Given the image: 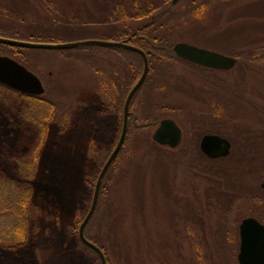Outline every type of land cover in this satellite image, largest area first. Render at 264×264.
<instances>
[{
  "label": "rangeland",
  "instance_id": "rangeland-1",
  "mask_svg": "<svg viewBox=\"0 0 264 264\" xmlns=\"http://www.w3.org/2000/svg\"><path fill=\"white\" fill-rule=\"evenodd\" d=\"M118 1L53 0V4H57L61 11H69V14L82 13L86 18L84 21L90 23L93 20L87 19L91 17L90 14L95 17L106 16L104 20L110 21L112 14L119 9ZM123 1L125 5L119 10L124 12L125 8H130V0ZM244 1L226 3L212 0L204 15L195 22L179 26L178 33L172 34V39L192 43L209 41L210 48H219L221 51L231 50L230 47L249 51L262 49L264 37L246 36L249 27L234 37L214 35L219 25H240ZM261 1L263 6L257 7L259 10L256 12L264 8V0ZM28 2L30 7L39 8L41 12V15L27 13L26 17L34 27H55L49 16H46L49 14L45 9L46 3L41 0H0V8L8 10L6 6H10L9 11L12 13L18 8V3L27 6ZM190 2L173 0L172 4L182 8ZM21 9L25 8L21 6ZM11 21L13 23L14 20L0 15V23ZM146 23L148 20L135 18L120 22L119 25L136 28ZM197 24L205 27L191 35L181 33ZM112 26L110 22L87 24L84 25L82 36L66 38L105 41L101 33L103 29H113ZM0 36L13 38L14 35L11 30L5 29L0 31ZM19 56L25 59L26 63L22 62L25 66L36 73L38 70L49 80L53 98L62 101L66 94L84 90L86 86L96 88L93 75L97 70L99 73H111L114 68L124 69L122 76H127L128 63H138L133 56L120 55L117 49L103 46L79 47L60 52L21 50ZM250 71L248 80L241 82L240 95L236 96L231 88L234 83L241 81L237 70L206 72L192 64L185 66L179 63H175L172 68L155 70L141 95L144 103L136 104L135 109L144 107L147 114L149 112L155 117L164 112L166 115L161 116L162 119L174 117L180 121L189 138L188 149L194 148L192 143L196 138L200 140L207 130H211L232 139L233 151L226 160L217 162L197 158L203 172L192 166L194 163L190 158H193L195 151L179 154L176 150L155 148L149 141L155 130L147 128L138 132V137L135 131L134 137L128 140V147L116 171L107 182L105 200L89 229L91 236L101 237V228L105 233H112L113 250L119 256H127L133 264H161L166 259L170 264H239L241 221L248 216L257 219L264 217V99L260 90L264 69L255 67ZM253 74L261 75V78ZM122 90L125 101L130 87L125 85ZM51 95L48 97L52 98ZM37 105L40 111L45 110L41 107L43 105H34L13 91L0 87V176L8 177L9 174L20 183L25 182L18 170L25 168V160L39 132V126H35L25 115H32L33 111L40 112L35 107ZM154 106L165 108L156 111ZM232 117L238 118L240 122H233ZM54 130L53 123L40 152V168L35 177L36 189L32 196L35 203L43 205V209L46 207L45 199L57 200V207H50L55 208L60 217L54 240L51 241L48 238L50 233L46 232L41 239L43 244L37 243L38 240H30L26 246L8 248L0 243V264H96L92 253L77 243L73 230L88 212L94 192L92 188L96 183L94 177L117 139L113 141L107 135L103 136L105 139L100 140L102 149L96 148L100 152L89 156L80 147L82 139L73 137L75 141H70L63 132L58 134L56 130L54 135ZM71 142L79 143L81 149L78 153H71L68 147L72 146ZM220 165L226 168V173H221L225 179L223 183L217 182L212 172L215 166ZM228 171L232 172L230 181L226 179ZM219 189L223 196L217 192ZM3 191L0 202L11 206L13 196L9 194L10 190ZM40 193H43L41 201ZM219 197L231 200L228 201L231 203L230 208L226 205L228 211L220 212L224 202L220 203ZM5 211L0 213L3 217L0 233L8 232L15 224L14 217ZM222 213L232 217L237 230L232 229L231 241L217 246L214 242L219 241L216 234L220 230L216 223ZM30 222L35 224L34 221ZM219 250H222L221 253Z\"/></svg>",
  "mask_w": 264,
  "mask_h": 264
},
{
  "label": "trees",
  "instance_id": "trees-1",
  "mask_svg": "<svg viewBox=\"0 0 264 264\" xmlns=\"http://www.w3.org/2000/svg\"><path fill=\"white\" fill-rule=\"evenodd\" d=\"M42 2L46 3V11L49 13L46 16H49V19L51 22L55 25V27H46V28H36L34 27L29 21L27 13H35L37 15H41V12L39 8L36 7H30L29 2L26 6L23 4L18 3L16 6L17 9L12 10V13L9 11L10 6H6L8 10H3L0 8V15H5L6 17L12 18L14 21L12 23H0V31L8 29L12 31L13 38L17 39H23V40H29V41H36V42H45V41H51L53 42H67V41H78V40H84L79 38L67 39L68 36H74V37H80L84 33V25H91V24H104L107 22H110L113 24V29H103L102 36L106 40H113V41H127L128 43L135 45L136 47L142 48L148 56V60L150 62V71L148 74L147 79L145 80V83L142 85V87L139 89V91L135 94L132 104H131V118H130V130L127 133L126 141L124 146L122 147L120 153L117 155L116 159L110 166L108 172L104 176L101 193L98 201V205L93 217L89 221L87 227H86V235L87 237L93 241L95 244L100 246L102 250L105 253L107 263L108 264H133L131 263V260L127 256L118 255L114 249V239L112 233H105L104 229L102 230L103 235H92L89 233V229L91 228L93 222L95 221V218L98 216V213L101 209V204L105 200V191L107 182L110 179V176L116 171L117 165H119V162L123 158V154L125 149L128 147V140L131 137H134L135 131L136 135L138 137V132L143 131L147 128H152L153 131L156 129V127L159 125L161 121V116H165L166 114L162 112V115L159 117H155L152 114H150L147 111L144 110V107H141L139 109H135V105H142L144 102V98L141 97L144 90L147 88V85L149 84L150 80L153 78V75L155 73V70L159 68H172L175 63H181L185 66L192 64L191 62L180 58L176 55V52L174 50L175 43L177 41L172 39V34L177 32V29L179 26H183L184 23L189 22H195L197 18H200L204 13L207 11L209 3L212 0H191L189 4H187V7L182 8H176L173 4V0H130V8L122 9L125 5V2L123 0L118 1L119 9L115 11L112 14L113 17L110 19V21L104 20L107 19V17H95L92 14L90 18L87 19H93L90 23L85 22L86 19L85 16L82 13L79 12H72V14H69V11H61L58 9L57 4H53V0H41ZM226 3L229 2H240L241 0H221ZM244 7L241 10L242 16H240L242 19L240 22V25H237V27H234V25H227L225 27L218 26L216 30H214V35L217 36H237L241 34L242 31L246 30V27L250 28V31L246 33V36H257V37H264V8L260 9L261 11L256 12L257 7L263 6V2L260 0H245L244 1ZM10 5V4H9ZM21 6H23L25 9H21ZM5 7V6H4ZM60 13V14H58ZM185 17V18H184ZM139 19V20H148V23L146 25L140 26V27H134L131 28L129 26L119 25L120 22H123L128 19ZM237 19V20H239ZM250 19H253L251 21ZM260 19L261 21H259ZM197 21V20H196ZM59 23V24H57ZM21 25V29H20ZM194 28L188 29L187 32L182 30L181 33L183 34H194L197 32H200V28H204L205 25L197 24L193 25ZM5 28V29H4ZM200 29V30H199ZM195 30V31H194ZM178 33V32H177ZM182 35V34H181ZM184 36V35H183ZM209 42V41H208ZM208 42L202 41V43H195L196 45L205 46L210 48L208 45ZM192 43V42H190ZM216 43V42H215ZM211 44V43H210ZM87 47V46H82ZM90 47V46H88ZM79 48V47H78ZM113 49H117L119 51L120 55H131L135 58H137L138 63H131L130 67V79L128 82V86L130 89L134 86V84L140 79L143 69H144V61L142 60V56L134 52L132 50H128L125 48H118V47H112ZM219 49V48H218ZM217 49V50H218ZM231 50H223V52L232 55L237 58V64L232 69L239 71L240 74V80L239 82L234 83L233 87L231 88L233 91L232 93L236 96L240 95V85L241 82L245 83V80H248L250 77V69L253 68H263L264 69V46L262 47V51L259 49H252L249 51L248 49H242L240 47H233L229 48ZM21 50H30V51H43V52H49V51H64L68 49H44V48H23L19 46H12L7 44H0V54H6L11 57H14L18 59L19 61H22L26 63L25 59L23 57L19 56L21 53ZM221 51V50H220ZM260 51V52H259ZM31 66V65H30ZM262 73V72H261ZM254 77L258 76V78H261V75H255ZM262 87L260 90L262 91V98L264 99V73H262ZM0 87L7 88L14 93L18 94V90H14V88H10L5 84H2L0 82ZM52 94V95H51ZM51 96H53V93H50ZM23 96L33 103L41 104L45 110L40 111V106H35L36 109H38L40 112L35 113L33 111V114H26L25 117L30 119L31 122L34 123L35 126H39V132L36 137V139L33 141V148L31 152L27 155V158L25 160V168L21 169L19 168V176L21 178L25 179V182L20 183L17 181V179L14 178V176L7 175L8 177L0 176V199L3 196V190H10L9 194L13 197L11 198L12 205L6 206L3 205V203L0 202V213L1 211H5L10 213L15 220V224L13 227L8 230V232L0 233V243L1 245L7 246L8 248H18L22 246H26L30 240H38L37 243L43 244L41 242L42 236L44 234L50 233V237H48L51 241L54 240V236L56 235V229L58 227V223L60 220L59 215L56 213V207L58 203L55 200L51 199H45L46 204L43 209L42 204L35 203L33 201V194H35L36 189V183H35V177L38 174V169L40 168L39 165V158H40V152L43 148V144L46 141L49 129L52 123L57 122L59 124L58 127L63 129L65 125V108L62 106L63 101L62 100H54L52 98H49L47 95H40V96H31L27 95V93L23 94ZM243 97V96H242ZM241 97V98H242ZM123 100H121L119 105V113L120 117L122 118L123 114ZM264 106V105H263ZM134 110H133V108ZM160 106H154V109L157 110H163L165 107ZM153 108V107H152ZM174 109V108H172ZM217 109V108H215ZM25 114V113H24ZM233 122H240L238 118L232 117L231 118ZM153 135V134H152ZM150 139V137H149ZM151 144L154 145L155 148L163 149V146L159 143H156L154 141L153 136L149 140ZM192 143V141L190 142ZM192 146H194V143H192ZM197 150H195V147L193 148L195 151L196 156L194 158H190L191 162L194 164L192 166L199 168L200 171H204L202 168V164L198 161V159H203L207 161H213L217 162L219 160H226V157L219 158V159H213L205 156L199 147H196ZM108 156H106L107 158ZM228 157V156H227ZM198 158V159H197ZM198 161V162H197ZM101 170V168H100ZM100 170L97 172V174L94 177V180L97 181L98 175ZM226 168L223 165L215 166L214 170H212L213 173H215V180L217 182L223 183L224 181V175L221 174L222 172H225ZM211 172V173H212ZM226 173V172H225ZM231 171H228L227 180H231ZM94 187V186H93ZM94 191V188H92ZM262 190V189H261ZM263 191V190H262ZM221 196H223L222 191H217ZM262 198V197H261ZM43 200V193H40V201ZM220 203L224 204L220 212L228 211L231 203L228 201V199H223L219 197ZM53 202V203H52ZM42 203V202H41ZM16 205H18L16 207ZM42 205V206H41ZM229 207H227V206ZM51 206L55 207L54 209L50 208ZM226 206V207H225ZM226 208V209H225ZM228 209V210H227ZM223 214V213H222ZM3 217L0 216V221ZM260 221H264V217H258ZM83 219L80 220V222ZM34 221L35 224L33 225L32 222ZM79 222V223H80ZM220 232L216 234V238L219 241H215L214 243L217 244V246H222L224 244H227L225 242L231 241L233 237L232 229L234 228L237 230V227L235 226L236 222L232 220L231 216L222 215V217H218V222L216 223ZM31 228V231H30ZM78 227H76L73 230V233L77 237V243L82 247L85 251L88 253H92L94 256V261L96 264H101V258L95 252L93 249H91L89 246H87L85 243H83L78 235V232L76 231ZM221 231H225V233H222ZM222 251V250H221ZM219 250V252L221 253ZM161 264H170L167 259L161 261Z\"/></svg>",
  "mask_w": 264,
  "mask_h": 264
},
{
  "label": "water",
  "instance_id": "water-1",
  "mask_svg": "<svg viewBox=\"0 0 264 264\" xmlns=\"http://www.w3.org/2000/svg\"><path fill=\"white\" fill-rule=\"evenodd\" d=\"M7 44L12 46H19L23 48H44V49H73L82 46H103V47H118L132 50L139 53L144 61V69L140 79L129 91L125 102L124 120L120 139L116 144L115 149L108 157L103 168L101 169L93 194L91 207L80 224L79 235L83 243L96 251L102 264H108L104 251L97 244L87 238L85 230L87 224L94 215L104 180V176L108 172L110 166L121 151L127 135L128 116L131 102L135 94L144 84L147 79L150 69V62L147 53L140 47H136L124 41L100 40V39H84L78 41L68 42H36L17 38H8L0 36V44ZM180 58L189 60L194 63L206 65L214 68L232 69L237 63V59L232 55H225L220 52L210 50L198 45L179 42L173 47ZM0 82L18 91L29 94H43L45 88L41 79L36 76L34 72L22 65L19 61L6 56L0 55ZM182 138V130L179 125L171 120L165 118L161 121L155 132H153V139L156 143L161 145H169L176 148L180 144ZM202 151L210 158L226 157L231 153L230 141L218 134H207L201 140ZM264 188V182L262 183ZM240 252L238 255L239 264H264V224L256 217L249 216L244 218L240 224Z\"/></svg>",
  "mask_w": 264,
  "mask_h": 264
},
{
  "label": "flooded vegetation",
  "instance_id": "flooded-vegetation-1",
  "mask_svg": "<svg viewBox=\"0 0 264 264\" xmlns=\"http://www.w3.org/2000/svg\"><path fill=\"white\" fill-rule=\"evenodd\" d=\"M124 42H127V41H124ZM177 42H183V41H177ZM206 48H208V47H206ZM208 49L220 52V54L223 53L225 55H228L227 53L220 51V50H217V49H214V48H208ZM0 55H6V54H0ZM127 55H129V54H127ZM6 56H9V55H6ZM9 57H11V56H9ZM11 58L19 61L18 59L14 58V57H11ZM19 62L22 63V61H19ZM179 64H181V63H179ZM22 65H24V64L22 63ZM130 65H131V62L128 63L129 69L127 70V74H128L127 76H122V72L124 71V69L119 70L118 68L117 69L114 68L113 71H111V73L110 72H107V73L106 72H100L99 73V71L97 70L93 75V77L96 79V88L86 86V88H84V90H78V91L74 90L75 92H71L70 94H66L67 96H66V98H64L63 105H62L65 108V120H64L65 125L61 126V127H63V129H61L60 127H58L59 124L57 122H54V125H55L54 135H55V131L57 130L56 132L58 134L59 133L62 134V132H63L64 135H67V138L70 141L74 140L73 137H75V138L79 137L80 139L83 140V142L81 143L82 144L81 146L77 142H71L70 143V145H72V146H68V147L70 148V151L72 154L78 153L79 149H81L80 147H82L83 148L82 150L85 151L87 155L89 154V156L96 154V152L97 153L100 152V150H97V149H102V146H100V140L101 141L104 140L105 138L103 136H106V135L108 138H111V140L117 139L112 144L113 150L115 149L116 144L118 143V141L120 139V136H121L120 133L122 132V127H123L122 123L124 120V107H125V102H126L127 96L125 98V101L123 102L124 106H123L122 118L120 117V113H119V105H120L121 100H123V97L125 94L122 89L125 85L128 86V82L130 79V71H129L130 67H131ZM193 66H195V68H200L206 72L207 71L208 72L209 71L210 72H222V71L225 72V71H227V69L209 67L206 65L198 64V63H193ZM29 70H31V69H29ZM31 71L34 72L33 70H31ZM36 71H37V73L36 72H34V73L36 74V76H38L41 79L43 86L45 88V92L43 94H29V93H27V95H31L34 97L40 96V95L49 96L50 92L51 93L53 92L52 89H50V87H49V80L47 78H45L43 75H41L38 70H36ZM52 74L53 73L51 72L50 75H52ZM23 94H24V92H21V91H19V93H18V95L21 98L27 100L23 96ZM52 99H54L53 96H52ZM129 110L130 111H129V116H128L127 133L130 130V118H131L130 112H132L131 107ZM164 118H171V117H164ZM172 119L181 128L182 138H181V141H180V144L178 145V147L173 148V147H170L169 145H162L163 148H166V149L172 150V151L176 150V151H178L179 154H181L185 151L194 150L193 148L188 149L189 138L186 137L187 133H186V131H184L185 128L182 125V123L174 117H172L171 120ZM52 125H53V123L51 124L50 127H52ZM207 134H218V135H221V136L227 138L231 143V149L230 150L232 153V151H233L232 149H233V145H234L232 139L228 138L227 136L223 135L220 132H215V131H211V130H207L201 136L200 140H199V138H196L194 140L193 143H194L195 150H197L196 147H199L201 152L203 153V151L201 149V140ZM113 150L111 151V153L113 152ZM111 153H109L106 156H108V157L111 156ZM108 157L104 160L101 168L104 166ZM88 210H89V208H88ZM76 231L78 232V235H79V225H78V228ZM79 237H80V235H79Z\"/></svg>",
  "mask_w": 264,
  "mask_h": 264
}]
</instances>
